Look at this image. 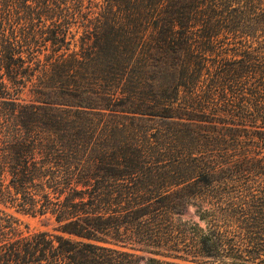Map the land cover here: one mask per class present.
<instances>
[{"label": "trees", "instance_id": "obj_1", "mask_svg": "<svg viewBox=\"0 0 264 264\" xmlns=\"http://www.w3.org/2000/svg\"><path fill=\"white\" fill-rule=\"evenodd\" d=\"M0 264H264V0H0Z\"/></svg>", "mask_w": 264, "mask_h": 264}, {"label": "rangeland", "instance_id": "obj_2", "mask_svg": "<svg viewBox=\"0 0 264 264\" xmlns=\"http://www.w3.org/2000/svg\"><path fill=\"white\" fill-rule=\"evenodd\" d=\"M190 213L193 215L192 210ZM31 230L51 229L53 222L44 216L18 213ZM194 216V215H193Z\"/></svg>", "mask_w": 264, "mask_h": 264}]
</instances>
